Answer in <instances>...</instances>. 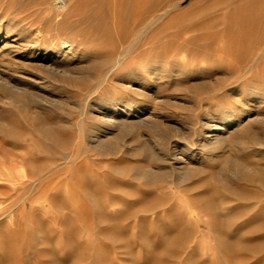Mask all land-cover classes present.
Masks as SVG:
<instances>
[{"label":"rangeland","instance_id":"rangeland-1","mask_svg":"<svg viewBox=\"0 0 264 264\" xmlns=\"http://www.w3.org/2000/svg\"><path fill=\"white\" fill-rule=\"evenodd\" d=\"M263 180L264 0H0V264H264Z\"/></svg>","mask_w":264,"mask_h":264},{"label":"bare ground","instance_id":"bare-ground-1","mask_svg":"<svg viewBox=\"0 0 264 264\" xmlns=\"http://www.w3.org/2000/svg\"><path fill=\"white\" fill-rule=\"evenodd\" d=\"M56 3H57V8H61V7H63V6H65L66 5V3H67V0H56ZM60 21V20H59ZM63 25V24H62ZM142 32V31H141ZM28 36V35H27ZM74 44H73V41L71 40V39H64L63 40V42H62V46H61V48H58V51L60 50V51H65V52H67V51H70V52H73V50H74ZM20 48V47H19ZM16 49V48H15ZM18 49V48H17ZM21 49V48H20ZM67 54V53H66ZM72 55V54H71ZM46 60V59H45ZM56 62V61H55ZM53 63V62H52ZM58 65V64H57ZM60 65H61V63H60ZM46 66V65H45ZM54 66V65H53ZM114 66V65H113ZM47 67V66H46ZM61 67V66H60ZM59 68V67H58ZM60 69H62V67L60 68ZM65 69V68H64ZM117 104V103H116ZM104 110V109H103ZM114 111H116V113L114 114V115H112L111 117H110V119L112 120V121H120V120H124V119H126L128 116H131L132 114H135V111H134V109L133 108H126V109H123V108H115L114 109ZM107 113V112H106ZM246 116V114H243V117H245ZM110 120V121H111ZM216 119H215V117H210V116H208V117H206L205 118V120H204V126H205V130H204V132H203V136L205 137L203 140H200L199 141V145H202V146H204V147H201V146H198L199 148H201V149H203V148H205L204 150H208V151H214L216 148H218L219 149V147H220V145L221 144H218V142L219 141H221V140H223L222 138H221V136H223L222 135V133L224 132H226V130L227 129H229V127L231 126V124L234 122V120L235 119H233V120H229V121H227V122H224V123H222L221 122V124L219 123V122H217V121H215ZM254 133V132H253ZM202 134V133H201ZM224 136H225V134H224ZM252 136L254 137V138H256L258 141H257V143H263V140L261 139H258L257 137H255L253 134H252ZM220 138H221V140H220ZM251 138V137H250ZM166 141V140H165ZM163 142V141H162ZM223 142V141H222ZM173 145H175L174 146V148H172V146L169 148V152H170V158L172 159V161H173V163H174V167H175V170L177 169V171H183V169L187 166V162H188V159H189V157L190 156H188L189 154L191 155V154H195L196 152H197V150L196 149H194L193 147H190V146H188V147H186V146H182L181 144H179V143H175V144H173ZM223 147V146H222ZM198 148V149H199ZM221 148V147H220ZM224 148V147H223ZM200 149V150H201ZM219 152V151H218ZM169 155V154H168ZM210 157V156H209ZM225 158H227V157H224V160H225ZM229 159V158H228ZM169 160V159H168ZM227 160V159H226ZM229 160H227V162H228ZM226 162V161H225ZM236 168H237V171L239 172V174H241L240 176H242V177H247V176H249V175H251V177L252 176H254V177H256L255 175H258V173H259V169L258 168H252V167H248L247 165H246V163L244 164L243 162H241V161H236ZM191 164V163H190ZM199 165V164H198ZM203 166V165H202ZM256 167V166H255ZM227 168V167H226ZM260 168V167H259ZM172 169V168H171ZM229 170H230V168L229 169H226L224 172H223V174H222V176L224 175V181H225V183H230L229 181H230V173H229ZM181 171V172H182ZM262 171V170H261ZM234 172H236V171H234ZM184 173V172H183ZM222 173V172H221ZM183 177H184V175H182ZM179 177V176H178ZM259 177V176H258ZM253 178V177H252ZM256 179H257V177H256ZM259 179V178H258ZM224 181H223V183H224ZM263 182H264V180H263ZM233 184V183H232ZM249 186V185H248ZM229 187V189L231 190V191H235V192H237L238 193V195H241V196H239V197H244V196H247V194H248V191L246 190V189H242V188H234V187H232V186H228ZM249 188V187H248ZM229 191V190H228ZM251 192V191H250ZM253 193V192H252ZM251 193V194H252ZM250 194V195H251ZM249 195V196H250ZM248 196V197H249ZM238 197V196H237ZM238 197V198H239ZM251 197V196H250ZM245 198V197H244ZM247 198V197H246ZM223 203V202H222ZM264 220V219H263ZM258 222H259V220H258ZM258 222H254L255 224L254 225H256V223H258ZM261 222H263L264 223V221H262L261 220ZM252 225V224H251ZM258 225L260 226V224L258 223ZM263 225V224H262ZM261 225V226H262ZM259 226H258V228H259ZM263 227V226H262ZM226 235V234H225ZM255 241V240H254ZM257 241V240H256ZM258 242H259V240H258ZM252 243H253V241H252ZM256 243V242H255ZM247 244V243H246ZM248 246V245H247ZM256 247V246H255ZM158 264V263H157ZM163 264V263H162Z\"/></svg>","mask_w":264,"mask_h":264}]
</instances>
